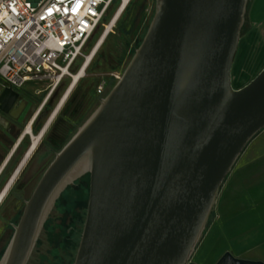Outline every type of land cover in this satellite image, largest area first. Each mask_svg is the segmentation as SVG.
<instances>
[{"label": "water", "instance_id": "water-1", "mask_svg": "<svg viewBox=\"0 0 264 264\" xmlns=\"http://www.w3.org/2000/svg\"><path fill=\"white\" fill-rule=\"evenodd\" d=\"M249 0H155L121 78L55 154L0 264H28L63 189L89 174L73 264H198L221 187L264 129V67L232 86ZM19 93L6 88L0 110ZM11 223V222H9ZM215 264H264L226 251Z\"/></svg>", "mask_w": 264, "mask_h": 264}, {"label": "rangeland", "instance_id": "rangeland-1", "mask_svg": "<svg viewBox=\"0 0 264 264\" xmlns=\"http://www.w3.org/2000/svg\"><path fill=\"white\" fill-rule=\"evenodd\" d=\"M155 0H131L128 7L122 13L118 22L108 34L105 42L100 47L96 56L93 58L87 69L86 75L78 81L70 94L68 101L61 109L62 120L56 127V133L60 135L65 133L68 126H77L81 115L90 109L98 98V85L104 83L109 90L116 84L115 74L122 73L130 56L135 52L141 41L137 39L138 30L148 17L151 7ZM120 0H116L112 10L104 22L107 26L109 19L116 11ZM254 0H249L248 10L245 22L241 30V38L232 67V86L240 88L253 79L264 67V60L259 61V52L264 45V20L258 24H253L250 17V9ZM106 30L105 26H101L98 32L89 42L87 53H89L97 44L100 37ZM254 33V40L248 44V49L244 48V39L251 33ZM145 35V34H144ZM253 35V34H252ZM78 70V66L74 68V72ZM241 78V79H240ZM71 78H66L61 86L52 96L51 100L45 107L42 117L36 122L35 133L40 132L43 124L53 112L61 97L64 96L66 90L71 84ZM45 83L27 85L24 89V98L27 99V109L24 115L18 120H9V125L0 123V162L4 157L9 155L12 147L16 143L19 134L26 124H23V118L30 110L45 97L47 91L44 90ZM41 90V91H40ZM74 97V98H73ZM73 98V99H72ZM92 107L90 114L93 112ZM81 114V115H80ZM80 115V116H79ZM56 120V119H55ZM54 123V122H53ZM53 123L50 127L53 126ZM60 133V134H59ZM56 134V135H57ZM260 132L248 143L238 158L232 171L226 177L215 207L210 215L209 223L204 230V235L197 245L192 255V261L205 264H215L217 260L226 252L230 251L240 258H257L261 251H264V230L259 229V224L264 220L244 218V196L251 195L254 200L247 202L249 210L258 208L264 199V159L257 162L252 167L246 168L240 172V162L242 155L251 146ZM70 136V135H69ZM66 137L59 144H55V149L60 150L66 140ZM52 141V139H50ZM53 142V141H52ZM29 145V138L25 140ZM25 149L16 153L11 165L6 171L3 180L0 181V191L10 177V173L14 169L19 160H21ZM54 155L48 158L44 167L37 168L33 175L38 180L45 166L52 160ZM27 168V167H24ZM26 170V169H25ZM24 170L18 176V181L13 185L7 197L0 205V259L2 257V248L6 240L11 236V230H8L10 223L16 222L19 218L21 209L23 208V193L18 194L16 187H22L24 184L19 182ZM5 179H7L5 181ZM29 179V178H28ZM5 181V182H3ZM27 181V179H26ZM19 182V183H18ZM36 182V181H35ZM33 188V187H32ZM89 197V174H85L76 179L72 184L67 185L60 196L56 200L57 210L61 213V217L57 225L45 222L40 233L38 242L30 257L29 264L47 263L45 260V251L51 246V253L58 257L60 255L58 248L66 246L75 247L72 236V224L75 223V211L79 210L80 205L87 204ZM214 229V239L212 230ZM10 231V232H9ZM214 240V258L208 256V249ZM57 264H64V260L60 258Z\"/></svg>", "mask_w": 264, "mask_h": 264}, {"label": "built area", "instance_id": "built-area-1", "mask_svg": "<svg viewBox=\"0 0 264 264\" xmlns=\"http://www.w3.org/2000/svg\"><path fill=\"white\" fill-rule=\"evenodd\" d=\"M115 1L0 0V95L6 88L20 93L27 85L45 83L47 93L31 116L37 114V120L64 80L71 78L72 84L80 72L92 52L87 53L89 42L101 26L107 28L104 22ZM124 3L120 0L109 24ZM121 76L115 74V81ZM97 92L106 95L104 83Z\"/></svg>", "mask_w": 264, "mask_h": 264}, {"label": "flooded vegetation", "instance_id": "flooded-vegetation-1", "mask_svg": "<svg viewBox=\"0 0 264 264\" xmlns=\"http://www.w3.org/2000/svg\"><path fill=\"white\" fill-rule=\"evenodd\" d=\"M154 9H155V1H154V5L151 7V9H150V12H149V14H148V17L145 19V21H144V23L141 25V27L139 28V30H138V34H137V39H139L140 41H141V36H142V34H143V32H144V30H145V28H146V26H147V24L149 23V20H150V17H151V14H152V12L154 11ZM109 88H110V86H107V88H106V94L110 91L109 90ZM24 94V91L23 92H20L19 93V97H18V99H17V101H18V105L16 106V107H14V105H13V107H12V109L10 110V112L9 113H4V112H2L1 110H0V123L1 124H3V125H6V126H8L9 125V120L10 119H13V120H18V119H20L23 115H24V113H25V111H26V109H27V99H25L23 96ZM70 97V96H69ZM69 97H68V99H69ZM74 98V97H73ZM72 98V99H73ZM68 99L66 100V102L68 101ZM102 99V97L100 96V95H98V98L96 99V101H95V103L93 104V108H94V110L97 108V106L99 105V102H100V100ZM16 101V102H17ZM15 102V103H16ZM65 102V103H66ZM65 103L63 104V106L61 107V109L64 107V105H65ZM92 107L90 108V109H88V111L85 113V114H83V115H81V118H80V121H79V125H77L76 127L75 126H68L67 127V129L65 130V133L63 134V133H59L60 135H58L57 133H56V127L58 126V124L61 122V120H62V113L59 115V116H55V119H53L52 120V122L50 123V125H49V127L46 129V131L43 133V135H42V137L40 138V141H39V143H38V145L36 146V148L34 149V152L32 153V155H31V157L28 159V161L26 162V164L24 165V167H27V168H24L23 167V169L21 170V172L24 170V172H23V174H22V176H20V180H19V182H21L22 184H24L22 187H16V190H17V193L18 194H20V193H23V208L21 209V211H20V214H19V218L16 220V222H12V223H10V226H9V228H8V230H11L12 232H11V235L13 234V232H14V225L15 224H17L18 223V221H19V219H20V216H21V214H22V212H23V209H24V206H25V201L30 197V195L32 194V192H33V190H34V188H35V186L37 185V183H38V181H39V179H40V177L42 176V174H43V172H44V170L46 169V167L48 166V164L52 161H50L46 166H45V168H44V170H43V172H42V174L40 175V177H39V179L38 180H35V178H34V176L35 175H33L34 174V172H35V170L37 169V168H40V167H44V165L47 163V161H48V158L50 157V156H52V155H54L55 156V154L59 151H57L54 147H55V144H59L60 142H62L64 139H66V137H68L69 135V138L66 140V142L64 143V145L70 140V138L76 133V131L78 130V128L89 118V116L93 113H91L90 114V111H91V109H92ZM56 108V107H55ZM61 109H60V111H61ZM93 110V111H94ZM54 111V110H53ZM59 110H58V112H60ZM57 112V113H58ZM32 114H33V110H30L29 111V114L27 113L25 116H24V118H23V124H27L28 123V121L26 122V119H27V117L30 115V118H31V116H32ZM59 114V113H58ZM58 114H56V115H58ZM79 115V116H80ZM42 117V115H40L39 117H38V119L36 120V122L40 119ZM36 122H35V124H34V127H33V131H34V133H35V127H37L36 126ZM46 122H47V120L45 121V123L43 124V126H42V128H44V126H45V124H46ZM54 122V123H53ZM52 123H53V126L52 127H50L51 125H52ZM26 126V125H25ZM41 128V129H42ZM23 131V130H22ZM21 131V132H22ZM21 134V133H20ZM20 134H19V136H20ZM36 134V133H35ZM40 134V132H38L36 135H39ZM57 134V135H56ZM19 136H18V138H19ZM27 139V138H26ZM25 139V140H26ZM50 139H52V141H50ZM18 140V139H17ZM25 140H23L22 142L20 141V142H18V141H16V143L14 144V146L12 147V149H11V155H10V157H9V159L7 160V162H6V164L3 166V169H2V171H1V173H0V181L1 180H3V178H4V176H5V174H6V171H7V169L9 168V166L11 165V163H12V161H13V159H14V157H15V155H16V153H18L19 151H22L23 149H25V151H24V153H23V155L25 154V152L26 151H28V149L30 148V146H31V142H29L30 143V145H26V143H25ZM63 145V146H64ZM28 146H29V148H28ZM28 148V149H27ZM8 155V156H9ZM8 156H6L7 158H8ZM54 156H53V158H54ZM6 157H4V159H2V161L0 162V168L2 167V164H3V162H4V160H5V158ZM23 157V156H22ZM52 158V159H53ZM22 159V158H21ZM20 162H21V160H19V162L17 163L18 165L20 164ZM18 165H16L15 167H14V169L12 170V172L15 170V168L18 166ZM26 169V170H25ZM12 172L10 173V174H12ZM20 172V173H21ZM20 175V174H19ZM11 176V175H10ZM10 178V177H9ZM29 178V179H28ZM18 179V178H17ZM16 179V181L14 182V184L18 181ZM26 179H27V181H26ZM7 179H5V181H6ZM5 181H3V182H5ZM36 181V182H35ZM18 182V183H19ZM6 184V183H5ZM13 184V185H14ZM4 187V186H3ZM13 187V186H12ZM11 187V188H12ZM33 187V188H32ZM11 190V189H10ZM10 190H9V192H10ZM8 192V193H9ZM56 204V203H55ZM55 206L56 205H54V207H53V209L55 208ZM52 209V210H53ZM52 212V211H51ZM48 220V219H47ZM46 220V221H47ZM10 232V231H9Z\"/></svg>", "mask_w": 264, "mask_h": 264}, {"label": "crops", "instance_id": "crops-1", "mask_svg": "<svg viewBox=\"0 0 264 264\" xmlns=\"http://www.w3.org/2000/svg\"><path fill=\"white\" fill-rule=\"evenodd\" d=\"M250 17H251V21L253 24H258L260 22H262L264 20V0H254V3L251 6L250 9ZM253 34V35H252ZM254 33L252 32L249 36H247L244 39V48L248 49V44L251 43L254 39ZM260 56H259V61H263L264 60V45L262 46L260 52H259ZM241 79V78H240ZM245 85V84H244ZM8 156V155H7ZM10 155L8 156V158L6 157L2 167L0 168V173L3 169V166L6 164L7 160L9 159ZM264 159V129L260 132V134L257 136V138L254 140L253 144L251 146H249L247 148V150L244 152V154L242 155V160L240 162V167L242 168V170L240 172H243L246 170V168L248 167H252L253 165H255L257 162H261ZM264 182L259 183L258 186L263 185ZM251 195L244 196L243 197V201H244V218H248V219H258V220H264V204H260L258 206V208L254 209V210H249L246 203L247 202H251ZM254 201V200H252ZM259 202H263L264 203V199H259ZM259 229L260 230H264V223H260L259 224ZM213 233V239H214V229L212 230ZM208 256L211 255V258L213 257V253H214V240L213 242L210 244L209 249H208ZM234 255V254H233ZM235 256V255H234ZM237 257V256H236ZM247 259H251V258H247ZM257 260H263L264 261V251H261L259 253V256L257 258H254ZM199 264H205V263H199Z\"/></svg>", "mask_w": 264, "mask_h": 264}, {"label": "bare ground", "instance_id": "bare-ground-1", "mask_svg": "<svg viewBox=\"0 0 264 264\" xmlns=\"http://www.w3.org/2000/svg\"><path fill=\"white\" fill-rule=\"evenodd\" d=\"M129 0H125V3L123 5V7L120 9V11L118 12V14L116 15V17L114 18V20L107 26L106 30L104 33H102L103 35L100 37V39L98 40L97 44L95 45V47L92 49L91 54L88 56L86 62L84 63V65L82 66L81 70L79 73L74 75L73 78V82L70 85V87L67 89V91L65 92L64 96L61 97V100L59 101V103L57 104L56 108L54 109V111L50 114V116L47 118V122L43 128V130L40 132L39 135L33 134V136L29 135V132L33 130L34 124L36 122V116L37 114L34 115V117H32L30 119V121L27 123V125L24 127L23 131L21 132L19 138H18V142H22L23 140H25L27 137L29 138V142H31V146L29 148L28 146V151L25 152V154L23 155L20 164L15 168V170L12 172L10 178L7 180L6 184L4 185V187L1 189L0 191V205L3 203V201L5 200V198L8 195L9 190L11 189V187L13 186L14 182L16 181V179L18 178L21 170L23 169L24 165L26 164V162L28 161V159L31 157L32 153L34 152V149L36 148V146L38 145L40 138L42 137L43 133L46 131V129L49 127L50 123L52 122L53 119H55V116H57L56 114H58V110L60 111L61 107L63 106V104L66 102V100L68 99V97L70 96L71 92L73 91L74 87L77 85L78 81L80 80V78L84 77L86 75L87 69L90 66L93 58L96 56V53L98 52V50L100 49V47L103 45V43L105 42L108 34L112 31V29L114 28V26L116 25V23L118 22L119 18L121 17L122 13L125 11V9L127 8L126 2H128ZM125 7V9H124ZM123 10V11H122ZM58 112V113H57ZM34 123V124H33ZM30 145V143H29ZM11 155V152L9 153Z\"/></svg>", "mask_w": 264, "mask_h": 264}, {"label": "trees", "instance_id": "trees-1", "mask_svg": "<svg viewBox=\"0 0 264 264\" xmlns=\"http://www.w3.org/2000/svg\"><path fill=\"white\" fill-rule=\"evenodd\" d=\"M154 11L151 14L149 23L147 24L141 39L144 37V34L146 33L148 26L152 20ZM134 54V53H133ZM133 54L130 56L126 66L128 65L129 61L131 60ZM126 68V67H125ZM30 119V115L27 117L26 122ZM86 211H87V204H82L79 207V210L75 211V215H76V220L75 223L72 224V236H73V240L75 241V247L72 248V246H66L65 248L61 247L58 248V251L60 253V255L58 257H55L52 253H51V246L48 247V250L45 251L46 254V264H57L58 260L60 258H62L64 260V264H73L75 255H76V251H77V247L80 241V237H81V233H82V229H83V225H84V221H85V217H86ZM61 213L59 212V210H57V207L55 206V208L52 210V212L50 213L48 220L46 222H48L49 224L52 225H57L58 220L60 219ZM209 223V222H208ZM208 225V224H207ZM204 233L202 234L203 237ZM12 236V235H11ZM11 236L6 240L3 248H2V255L11 239ZM201 237V239H202ZM200 239V240H201ZM40 240V239H39ZM199 244V243H198ZM29 264V262H28ZM43 264V263H41ZM45 264V263H44Z\"/></svg>", "mask_w": 264, "mask_h": 264}]
</instances>
